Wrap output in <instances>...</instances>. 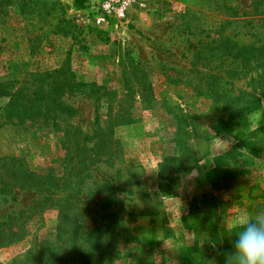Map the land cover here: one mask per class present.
Segmentation results:
<instances>
[{"label":"rangeland","instance_id":"rangeland-1","mask_svg":"<svg viewBox=\"0 0 264 264\" xmlns=\"http://www.w3.org/2000/svg\"><path fill=\"white\" fill-rule=\"evenodd\" d=\"M102 2L0 0V88L63 71L73 110L0 95V264H224L264 210V0Z\"/></svg>","mask_w":264,"mask_h":264},{"label":"trees","instance_id":"trees-1","mask_svg":"<svg viewBox=\"0 0 264 264\" xmlns=\"http://www.w3.org/2000/svg\"><path fill=\"white\" fill-rule=\"evenodd\" d=\"M1 4V3H0ZM21 11L24 12V9L21 6ZM64 32V34H69L70 33V29L64 28V30H62ZM251 51L254 50V46H248L246 48H244V52L249 53ZM60 74H64L63 71H54V72H43V73H37V74H32V76H35V80L34 82H38L41 83L39 84L37 90L36 89H32L30 87H28L30 92H33V95L29 94V97H27V94L24 95L22 92H24V90H22L23 88H17L15 91L10 92L7 91L5 89L4 86H2L0 88V95L2 96H6V97H10V102H9V106L13 109H15L19 104L18 103H22V100H19L20 98H25V100H23V103L28 102L31 103V109L32 110L34 108V106L36 107H45L47 112H50L49 110H53L54 112H64L67 111L68 113L73 114V110L67 107H64L63 102L60 100L61 95L59 96V93L61 92V90L63 89V83L60 84V82L58 81V84H55L53 86H51V88H45V84L49 81L47 80L48 78H53V80L56 81V77H58ZM73 76V73H72ZM39 78V80H37ZM46 81V83H44ZM54 83V82H53ZM32 84V83H31ZM22 91V92H21ZM7 111V109H6ZM35 111V110H33ZM37 111V110H36ZM7 113L12 117L14 115L12 110H8ZM29 178H33V177H29ZM41 180V179H40ZM70 180V179H68ZM28 182H34V183H38L40 184L41 181L38 180H33V179H28ZM43 182V181H42ZM68 182V181H67ZM46 183V182H45ZM52 201H58L57 198H52ZM3 227L0 226V246H7L10 245L11 243H13L15 241V239L17 240L19 235L15 232H13L12 230H8V231H4V229H2ZM82 226H78V229L81 230ZM96 230H102V228H97ZM88 235V237L93 236L92 234H90L89 232L86 233ZM21 237V236H20ZM98 239V237H97ZM89 240V238H88ZM34 251H29V254L32 253ZM89 250L83 251V256L89 254Z\"/></svg>","mask_w":264,"mask_h":264},{"label":"clouds","instance_id":"clouds-1","mask_svg":"<svg viewBox=\"0 0 264 264\" xmlns=\"http://www.w3.org/2000/svg\"><path fill=\"white\" fill-rule=\"evenodd\" d=\"M230 233L235 239L224 264H264V210L237 215Z\"/></svg>","mask_w":264,"mask_h":264},{"label":"built area","instance_id":"built-area-1","mask_svg":"<svg viewBox=\"0 0 264 264\" xmlns=\"http://www.w3.org/2000/svg\"><path fill=\"white\" fill-rule=\"evenodd\" d=\"M128 6L127 0H103L97 10V21L106 22L107 17L123 16Z\"/></svg>","mask_w":264,"mask_h":264}]
</instances>
